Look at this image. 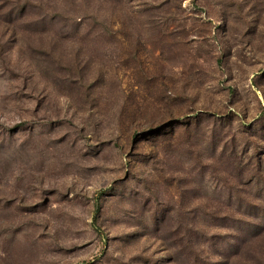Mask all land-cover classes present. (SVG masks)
<instances>
[{"label":"rangeland","instance_id":"374dc122","mask_svg":"<svg viewBox=\"0 0 264 264\" xmlns=\"http://www.w3.org/2000/svg\"><path fill=\"white\" fill-rule=\"evenodd\" d=\"M0 264H264V0H0Z\"/></svg>","mask_w":264,"mask_h":264},{"label":"trees","instance_id":"16d2710c","mask_svg":"<svg viewBox=\"0 0 264 264\" xmlns=\"http://www.w3.org/2000/svg\"><path fill=\"white\" fill-rule=\"evenodd\" d=\"M99 212H100V206H99V204H97V208H96V211H95V220L97 219ZM99 231H100V229H99Z\"/></svg>","mask_w":264,"mask_h":264}]
</instances>
